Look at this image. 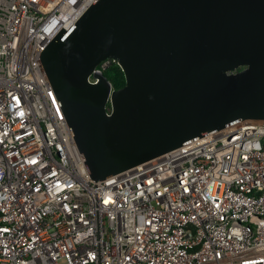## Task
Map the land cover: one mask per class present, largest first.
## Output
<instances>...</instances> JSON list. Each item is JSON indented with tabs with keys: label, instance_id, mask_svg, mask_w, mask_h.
<instances>
[{
	"label": "built area",
	"instance_id": "obj_1",
	"mask_svg": "<svg viewBox=\"0 0 264 264\" xmlns=\"http://www.w3.org/2000/svg\"><path fill=\"white\" fill-rule=\"evenodd\" d=\"M87 1L0 0V264H264V120L91 177L40 58Z\"/></svg>",
	"mask_w": 264,
	"mask_h": 264
},
{
	"label": "water",
	"instance_id": "obj_2",
	"mask_svg": "<svg viewBox=\"0 0 264 264\" xmlns=\"http://www.w3.org/2000/svg\"><path fill=\"white\" fill-rule=\"evenodd\" d=\"M40 58L95 180L264 120V0H88Z\"/></svg>",
	"mask_w": 264,
	"mask_h": 264
},
{
	"label": "trees",
	"instance_id": "obj_3",
	"mask_svg": "<svg viewBox=\"0 0 264 264\" xmlns=\"http://www.w3.org/2000/svg\"><path fill=\"white\" fill-rule=\"evenodd\" d=\"M110 60V64L103 70V76L112 84L114 89L118 90L126 85V76L118 61Z\"/></svg>",
	"mask_w": 264,
	"mask_h": 264
}]
</instances>
